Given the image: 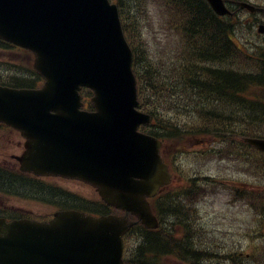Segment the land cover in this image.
Instances as JSON below:
<instances>
[{"label":"water","instance_id":"1","mask_svg":"<svg viewBox=\"0 0 264 264\" xmlns=\"http://www.w3.org/2000/svg\"><path fill=\"white\" fill-rule=\"evenodd\" d=\"M220 14L223 0H209ZM254 9L249 4H244ZM0 35L30 48L46 79L38 89L0 87V118L22 131V169L78 177L125 215L61 211L48 222L0 218V264H125L123 235L135 214L157 225L147 197L168 183L161 142L139 133L132 51L108 0H0ZM82 85L95 111L80 110ZM264 149V140L246 139Z\"/></svg>","mask_w":264,"mask_h":264},{"label":"trees","instance_id":"2","mask_svg":"<svg viewBox=\"0 0 264 264\" xmlns=\"http://www.w3.org/2000/svg\"><path fill=\"white\" fill-rule=\"evenodd\" d=\"M147 2L122 0L120 5L145 109L165 115L171 108L165 109L169 103L188 114L178 113L161 120L155 114L157 125H145L142 129L160 134L167 148L172 142L207 136L228 144L226 155L242 154L249 146L238 138L264 136V42L234 41L232 36L244 27L242 22L238 17H218L205 0H164L166 6H176V10L186 3L182 12L187 20L179 29L190 42L177 50L181 64L175 67L166 52L154 49L150 41L142 38V21L149 16ZM150 70L155 75L151 76ZM36 80L29 81L24 75L16 77L13 83L34 86ZM83 93L86 104L92 107L91 91L84 89ZM186 97L191 106L180 107ZM0 184L19 185L5 178H0ZM107 208L101 212L108 213ZM127 235L132 250L127 264H169L167 260L173 256L185 264L201 262L193 238L188 241L184 232L173 233L168 224L157 229L135 225ZM133 235L136 240L131 238Z\"/></svg>","mask_w":264,"mask_h":264},{"label":"rangeland","instance_id":"3","mask_svg":"<svg viewBox=\"0 0 264 264\" xmlns=\"http://www.w3.org/2000/svg\"><path fill=\"white\" fill-rule=\"evenodd\" d=\"M161 11L159 6L152 5L150 8V14L145 21L143 27L142 38L145 42L150 41L153 47L161 46L165 38L164 30L161 27ZM159 42V43H158ZM18 51V50H17ZM23 53L19 52L15 54L16 60L21 59ZM21 140L18 134L3 135L0 138V163L1 165L11 166L14 171V161L11 156L20 151L19 141ZM192 157L186 158L189 163ZM227 164V163H226ZM196 167H200L196 165ZM223 165L217 162H212L204 166V172L212 177H216L219 172L223 170ZM226 174V173H225ZM234 176L238 174L233 173ZM54 182L52 185H58L61 188L86 197L91 200L100 199L98 193L90 186L78 182L67 180H51ZM229 191L221 190L220 193L213 196L212 199H206L202 203V214L205 216L203 219L204 229L208 238L213 240L211 249H208L209 260L207 264H226L224 260V253L232 247L231 241L238 242L239 249L244 254L252 253L254 251L252 243H260L263 240L259 237L262 233L264 226V218H258L255 216V220L251 219L252 213L248 212L245 208H241L240 204H232L229 200ZM0 206L7 207L11 211L13 207H19L23 211L29 212L30 215L48 217L56 209L54 204L47 203L46 201L36 200L28 197H24L23 194H11L7 192L0 193ZM206 214V215H205ZM241 223H250L255 235L244 236L239 235L241 232ZM129 242V241H128ZM214 242L221 244L222 249H215ZM250 243V245H249ZM130 250L131 242L128 243ZM236 257V255H234ZM169 264H183L176 256L167 260Z\"/></svg>","mask_w":264,"mask_h":264},{"label":"flooded vegetation","instance_id":"4","mask_svg":"<svg viewBox=\"0 0 264 264\" xmlns=\"http://www.w3.org/2000/svg\"><path fill=\"white\" fill-rule=\"evenodd\" d=\"M13 131H15V130H13L11 127H9V126H7V125H5L4 123H0V134H1V132H2V134L1 135H4V132H13ZM13 180H15V179H13ZM17 180V179H16ZM19 180H17V182H18ZM30 183V182H29ZM28 183V184H29ZM28 184H26V180H22V182L21 181H19V185L18 186H28ZM8 186L9 187H13V186H15V185H12V184H8Z\"/></svg>","mask_w":264,"mask_h":264},{"label":"bare ground","instance_id":"5","mask_svg":"<svg viewBox=\"0 0 264 264\" xmlns=\"http://www.w3.org/2000/svg\"><path fill=\"white\" fill-rule=\"evenodd\" d=\"M150 75H151V76L155 75V73H154L153 70H150ZM151 79H152V78H151ZM189 106H191V104H190V99H189L188 97H186V99H185L183 102H180V107H189ZM223 118H225V117H223ZM225 119H226V118H225ZM199 258H200V257H199ZM200 259H201L200 264H204L205 261H206V259H205L204 257H201Z\"/></svg>","mask_w":264,"mask_h":264}]
</instances>
